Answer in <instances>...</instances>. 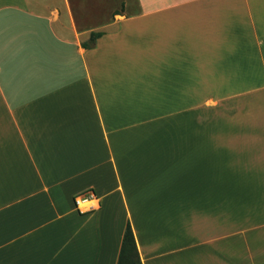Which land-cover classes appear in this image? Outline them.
<instances>
[{
  "label": "crops",
  "instance_id": "obj_1",
  "mask_svg": "<svg viewBox=\"0 0 264 264\" xmlns=\"http://www.w3.org/2000/svg\"><path fill=\"white\" fill-rule=\"evenodd\" d=\"M77 2L0 0V264H264V0Z\"/></svg>",
  "mask_w": 264,
  "mask_h": 264
},
{
  "label": "trees",
  "instance_id": "obj_2",
  "mask_svg": "<svg viewBox=\"0 0 264 264\" xmlns=\"http://www.w3.org/2000/svg\"><path fill=\"white\" fill-rule=\"evenodd\" d=\"M117 13V12H116ZM99 33L92 32L89 39L82 43L84 48H89ZM117 264H142L136 247L134 234L128 223L122 238Z\"/></svg>",
  "mask_w": 264,
  "mask_h": 264
},
{
  "label": "rangeland",
  "instance_id": "obj_3",
  "mask_svg": "<svg viewBox=\"0 0 264 264\" xmlns=\"http://www.w3.org/2000/svg\"><path fill=\"white\" fill-rule=\"evenodd\" d=\"M72 1L74 0H71V2ZM122 1L123 0H78V4L76 7L74 5V8H87V10L91 8H120Z\"/></svg>",
  "mask_w": 264,
  "mask_h": 264
},
{
  "label": "built area",
  "instance_id": "obj_4",
  "mask_svg": "<svg viewBox=\"0 0 264 264\" xmlns=\"http://www.w3.org/2000/svg\"><path fill=\"white\" fill-rule=\"evenodd\" d=\"M94 196V192L91 189L86 190L85 192L74 197V202L78 204L81 200L91 199Z\"/></svg>",
  "mask_w": 264,
  "mask_h": 264
}]
</instances>
